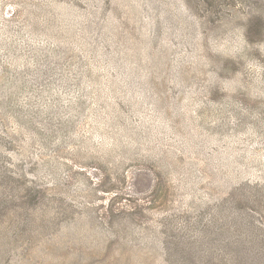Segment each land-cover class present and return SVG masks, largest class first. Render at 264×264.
<instances>
[{"label":"rangeland","instance_id":"obj_1","mask_svg":"<svg viewBox=\"0 0 264 264\" xmlns=\"http://www.w3.org/2000/svg\"><path fill=\"white\" fill-rule=\"evenodd\" d=\"M0 166V264H221L264 181V0H0Z\"/></svg>","mask_w":264,"mask_h":264},{"label":"trees","instance_id":"obj_2","mask_svg":"<svg viewBox=\"0 0 264 264\" xmlns=\"http://www.w3.org/2000/svg\"><path fill=\"white\" fill-rule=\"evenodd\" d=\"M208 3L211 0H203ZM14 173V171H13ZM0 177L11 179L9 171H3L0 166ZM19 182L17 179L13 180ZM246 210L237 215L236 229L239 235L232 240L224 242V246L235 249L232 256H223L221 264H264V181L247 183ZM32 192V186H25ZM30 192V195H31ZM34 196V195H32ZM166 245V244H165ZM168 249V246H165Z\"/></svg>","mask_w":264,"mask_h":264},{"label":"clouds","instance_id":"obj_3","mask_svg":"<svg viewBox=\"0 0 264 264\" xmlns=\"http://www.w3.org/2000/svg\"><path fill=\"white\" fill-rule=\"evenodd\" d=\"M225 44H226V42H220L218 44L217 50H221L222 51L223 48L225 47ZM248 67H249L250 70H255L257 72H260L262 70L261 67L258 64H255V63H249Z\"/></svg>","mask_w":264,"mask_h":264}]
</instances>
